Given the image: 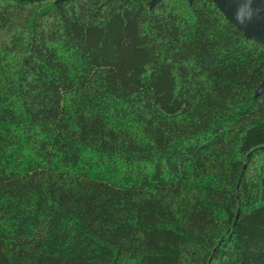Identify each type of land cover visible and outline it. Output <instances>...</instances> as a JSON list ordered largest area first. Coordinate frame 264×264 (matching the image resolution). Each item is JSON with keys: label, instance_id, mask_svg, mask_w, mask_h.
I'll list each match as a JSON object with an SVG mask.
<instances>
[{"label": "trees", "instance_id": "1", "mask_svg": "<svg viewBox=\"0 0 264 264\" xmlns=\"http://www.w3.org/2000/svg\"><path fill=\"white\" fill-rule=\"evenodd\" d=\"M148 1L0 0V264H264V43Z\"/></svg>", "mask_w": 264, "mask_h": 264}, {"label": "water", "instance_id": "2", "mask_svg": "<svg viewBox=\"0 0 264 264\" xmlns=\"http://www.w3.org/2000/svg\"><path fill=\"white\" fill-rule=\"evenodd\" d=\"M27 1V0H22ZM62 1V0H56ZM159 0H149L148 6ZM218 10L237 28L246 38L264 43V0H211ZM188 4L191 0H187ZM264 91V77L254 89L253 95ZM244 168V165L242 166ZM236 214L232 223L235 222Z\"/></svg>", "mask_w": 264, "mask_h": 264}]
</instances>
